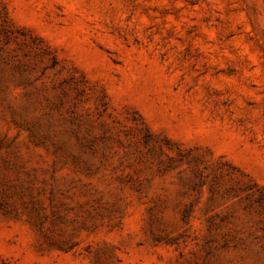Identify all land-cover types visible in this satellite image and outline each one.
Here are the masks:
<instances>
[{
	"label": "rangeland",
	"instance_id": "rangeland-1",
	"mask_svg": "<svg viewBox=\"0 0 264 264\" xmlns=\"http://www.w3.org/2000/svg\"><path fill=\"white\" fill-rule=\"evenodd\" d=\"M0 264H264V0H0Z\"/></svg>",
	"mask_w": 264,
	"mask_h": 264
}]
</instances>
